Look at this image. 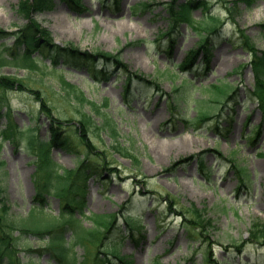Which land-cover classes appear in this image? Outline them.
Here are the masks:
<instances>
[{
  "label": "rangeland",
  "instance_id": "374dc122",
  "mask_svg": "<svg viewBox=\"0 0 264 264\" xmlns=\"http://www.w3.org/2000/svg\"><path fill=\"white\" fill-rule=\"evenodd\" d=\"M20 1L0 0V28L8 33L26 22L19 10ZM169 1L81 0L86 10L78 15L64 3L52 0L49 8L32 15L51 31L56 43L72 44L91 55L96 50L111 53L128 70L157 77L158 90L134 82L124 95L123 68L107 65L106 75L95 77L93 73L105 66L96 59L59 66L57 71L45 69V73L13 65L1 67L0 72L30 81L42 93L50 111L68 119L62 132L74 150L56 146L50 151V159L57 168L68 169V177L86 153V147L73 131L81 118L78 112L91 113L99 124L101 116L61 90L57 76L63 74L97 104L109 99L104 112L114 123L118 137L105 130L87 131L97 147L95 153H87L88 160L100 166L97 165L99 172L95 175L88 171L83 190L84 213L77 212L76 216L83 226L91 228V214H117L116 229L103 239V245L118 240V253L132 260V264H201L204 253L208 255V264H264V242L254 243L248 235L252 220L264 222V112L256 98L249 96L255 81L254 70L238 32V28L244 29L255 46L264 49V0H250L249 6L238 2L235 23L229 18L224 0H207V12L193 10L196 18L189 21L191 28L180 22L174 30ZM211 13L217 16L206 15ZM214 22L218 23L217 32L211 34L207 24ZM205 36L211 42L206 53L199 46V39ZM11 44V38L0 39V51ZM195 48V68L181 71L177 65ZM48 62V57L43 59L45 65ZM43 63L40 66L45 68ZM38 73H42V79ZM231 89L232 98L226 99ZM2 96L11 112L8 108L10 116L0 121V186L8 213L22 219L32 209L37 159L43 155L37 152L36 142L47 137L49 113L41 110V99L17 85L0 89ZM207 114L211 116L207 120L190 122V118ZM102 121L108 130L115 131L106 117ZM257 125L259 135L251 142ZM32 126L39 135L36 140ZM2 130L5 137L12 136L13 131L18 137L5 139ZM115 141L136 160L115 151ZM217 150L223 157H217ZM105 162L108 167H104ZM234 165L247 167L249 172L239 191ZM124 204L135 216L133 223L138 233L121 239L124 223L119 209ZM191 205L205 208L214 224L193 239L180 215H186ZM42 209L35 210L37 222L59 213V199L47 195ZM23 236L26 239L20 238L18 245L22 264H57L47 250L41 254L29 251L45 248V241L33 235ZM134 237L139 240L134 241ZM65 238L71 239L69 229ZM100 246L89 234L84 246L74 247L76 260H82L85 248L102 258ZM94 255L85 253L87 264H94ZM109 259L110 264H123L115 255Z\"/></svg>",
  "mask_w": 264,
  "mask_h": 264
},
{
  "label": "trees",
  "instance_id": "16d2710c",
  "mask_svg": "<svg viewBox=\"0 0 264 264\" xmlns=\"http://www.w3.org/2000/svg\"><path fill=\"white\" fill-rule=\"evenodd\" d=\"M65 2L68 9L76 14L82 13L85 11V8L81 0H61ZM176 0H171V9L169 14L172 16L173 25L179 21L189 22L191 20V9L193 6L198 7L202 6L207 8L205 0H202L199 3V0H185L180 3L178 6L175 4ZM52 5V0H21L19 4V10L24 14L26 22L19 27L16 31L11 33L6 32L0 28V39L8 38V35L11 34L13 38V43L11 46L4 50L0 51V69L5 65H14L19 68H26L28 70H38V60L42 57L48 56L52 67L58 65L61 61L65 63H76L78 61L86 59H94V56L88 52H81L77 47L72 44L69 45H57L53 41L51 32L41 23H39L35 18L32 17L34 11H41L45 8H49ZM236 8H231L232 13L235 12ZM244 47L251 53L252 66L256 77V85L253 87V91H256V96L259 101L260 107L264 111V81L261 77V73L264 71V50H257L252 43L251 39L244 35ZM9 51V52H8ZM7 52V53H5ZM194 51H191L190 54H193ZM38 53V56L34 55ZM188 54L187 58L183 63L180 64L181 68H184L186 63L188 65L193 62L192 56ZM95 56L98 60L104 61L105 63L110 62L111 65H119L120 59L114 56L111 53L104 51L96 50ZM191 56V57H190ZM134 79L144 81L150 85L156 86L155 78L144 79L141 75L135 73L126 74V80L128 84L124 91L128 92L130 90L129 86ZM60 83L62 89H64L68 94L70 91L73 95L79 100L78 102H83L84 97L79 89L75 85L66 82L63 76H60ZM17 85L19 89H28L34 90L37 96L42 100V94L39 93L37 88L32 87L30 81H25V79L16 78L14 76L5 75L0 72V89H12V86ZM107 101V100H106ZM93 107H98L93 102L85 100ZM106 103V102H105ZM5 104L3 98H0V107ZM106 105V104H105ZM41 107L44 111L49 113V108L46 106L44 101H41ZM5 115V114H4ZM3 112L0 111V118L4 116ZM57 119V120H56ZM80 122V127L78 129V134L84 143L88 151H95V146L88 140L86 135V128L90 125L96 127V124L90 116L84 115ZM51 125L49 126V139L53 144L59 143L60 132H61V121L58 118H51ZM91 123V124H90ZM97 128V127H96ZM37 144L40 146L42 157L39 159L37 166L36 177V194L34 197V202L32 209L30 210L27 217L22 219H17L8 213L9 206L6 202V199L3 195V188L0 186V264H22L20 257L18 256L19 248V239L23 237L26 239V236L23 235H37L40 240L47 242V247L45 250L49 251L51 259H54L57 264H75L76 258L73 252V246L79 243H84L85 240L91 236H94L98 240V245H102V240L106 238L109 234L110 229L114 225V216L107 214H92L91 222L92 228L86 229L79 219L74 218V215L77 211L83 213L84 207V195L83 188L79 187V183L86 177L88 174V169H94V164L88 163L84 160L80 165L74 170L73 174L68 177L69 171L58 172L56 165L48 158L49 150L46 151L42 147H45V143L38 141ZM65 144L64 141L61 143ZM117 152L125 153L118 144L112 146ZM220 155V154H219ZM130 156V154H129ZM247 174H244L242 169L238 170L239 177V186L237 188L241 189L244 186L245 177ZM51 193L59 199L60 211L57 216H54L51 219L37 222L35 210L41 209L45 195ZM123 206H121L122 208ZM37 208V209H35ZM42 210H39L41 212ZM189 218H185L184 223L186 228L189 231L203 234L207 228H212V219L205 214V209L197 208L193 205L190 206L187 210ZM124 212L123 220L127 224L125 233L132 234L135 230L134 224L132 222L133 217L130 214ZM69 229L72 235L71 242L64 241V233ZM249 239L254 243L262 244L264 242V222L254 221L250 222V227L248 229ZM48 237V239H46ZM21 243V242H20ZM102 247V246H100ZM40 253V251H36ZM92 254L91 250H88ZM86 251V254L89 255ZM99 253L103 254L102 258L96 256L94 258V264H104L107 262V257L109 254H115L121 261L126 264H130V260L126 262L121 256L117 255L116 244L110 243L108 246L102 247ZM208 258H205L204 263ZM83 264H87V260L83 261Z\"/></svg>",
  "mask_w": 264,
  "mask_h": 264
},
{
  "label": "bare ground",
  "instance_id": "6f19581e",
  "mask_svg": "<svg viewBox=\"0 0 264 264\" xmlns=\"http://www.w3.org/2000/svg\"><path fill=\"white\" fill-rule=\"evenodd\" d=\"M216 32L217 31H212L211 34H215ZM208 41H209V43H211L209 38H208Z\"/></svg>",
  "mask_w": 264,
  "mask_h": 264
}]
</instances>
